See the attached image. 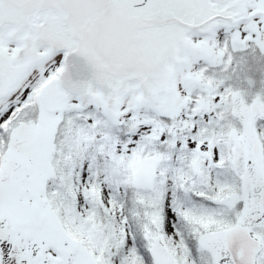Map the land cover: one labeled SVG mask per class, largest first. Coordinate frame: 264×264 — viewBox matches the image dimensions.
<instances>
[{"label": "snow or ice", "instance_id": "obj_1", "mask_svg": "<svg viewBox=\"0 0 264 264\" xmlns=\"http://www.w3.org/2000/svg\"><path fill=\"white\" fill-rule=\"evenodd\" d=\"M249 49L264 0H0V264H264Z\"/></svg>", "mask_w": 264, "mask_h": 264}, {"label": "rangeland", "instance_id": "obj_2", "mask_svg": "<svg viewBox=\"0 0 264 264\" xmlns=\"http://www.w3.org/2000/svg\"><path fill=\"white\" fill-rule=\"evenodd\" d=\"M243 55L245 57V64L243 71L241 72L239 80L236 83L242 84L243 87L248 88L247 78H251L254 84L250 88V92L253 96L264 89V53L259 50L253 52L251 49L246 50L243 53H237V56ZM253 68V70L251 69ZM249 97V100L253 98Z\"/></svg>", "mask_w": 264, "mask_h": 264}, {"label": "trees", "instance_id": "obj_3", "mask_svg": "<svg viewBox=\"0 0 264 264\" xmlns=\"http://www.w3.org/2000/svg\"><path fill=\"white\" fill-rule=\"evenodd\" d=\"M253 70V68H251ZM129 207H131V204L129 203Z\"/></svg>", "mask_w": 264, "mask_h": 264}]
</instances>
